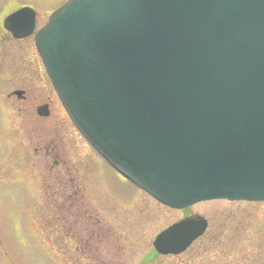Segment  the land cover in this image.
Returning <instances> with one entry per match:
<instances>
[{"label":"water","instance_id":"obj_1","mask_svg":"<svg viewBox=\"0 0 264 264\" xmlns=\"http://www.w3.org/2000/svg\"><path fill=\"white\" fill-rule=\"evenodd\" d=\"M37 44L85 136L157 199L264 200V0H70ZM185 224L160 251L206 227Z\"/></svg>","mask_w":264,"mask_h":264},{"label":"rangeland","instance_id":"obj_2","mask_svg":"<svg viewBox=\"0 0 264 264\" xmlns=\"http://www.w3.org/2000/svg\"><path fill=\"white\" fill-rule=\"evenodd\" d=\"M68 1L0 0V4L4 13L33 4L39 17L47 19ZM45 13L47 16L42 15ZM21 86L27 89L22 98L14 93ZM37 95H41L39 100ZM48 97L51 115L37 116L36 99L43 101ZM29 106L33 109L31 113ZM41 126L46 128L47 135L35 139ZM52 140L67 167L73 170L83 167L87 175L78 178V193L73 200L92 202L95 209L98 243L90 250L91 255L81 252L66 255L64 246L60 245L61 238L45 226L42 200L47 197L45 184L49 179L42 164L43 155L36 148L42 141ZM94 151L59 102L48 74L38 66L34 36L16 39L1 30L0 264H56L30 239L29 227L34 221L37 231L51 245L52 253L69 264H264V202L214 199L185 210L151 204L114 169L103 164L110 173L103 171L100 155ZM28 174L31 179H21ZM27 182L37 190L34 200H30L25 188ZM192 212L210 221L211 233L180 255H160L153 244L155 236Z\"/></svg>","mask_w":264,"mask_h":264},{"label":"flooded vegetation","instance_id":"obj_3","mask_svg":"<svg viewBox=\"0 0 264 264\" xmlns=\"http://www.w3.org/2000/svg\"><path fill=\"white\" fill-rule=\"evenodd\" d=\"M26 5L31 6L35 9L33 4H25V5L20 6L18 8L11 9V12H9V13H4L3 9H1V4H0V35H1V30H5V31H8L9 34L13 38H15L13 36V34L8 29L5 28V20L8 16H10L11 14H13L14 12H16L17 10H19L20 8H22ZM39 14L40 13L36 10V32L38 30H40L49 21V15L47 16L46 15L47 13L42 14L43 16L44 15L47 16V19H42L41 17H39ZM33 36H35V35H33ZM38 66L41 69L43 68V64L41 62L39 55H38ZM27 74H29V73L27 72ZM14 90H15L14 92H16L17 90H22L24 92L27 91V89L25 90L23 86H21L20 88L16 87ZM25 96H26V94L24 93L23 97H25ZM40 96L41 95H37L38 100H39ZM20 98H22V97H20ZM37 99H36V103H34L35 104V111L38 114L37 116L43 117V118L45 117V116H41L38 112V108L41 105H47L49 107L50 112H49V115H47V116H50L51 112H52L51 108H50V98L49 97L44 98L43 101H38ZM29 107H30L29 113L33 112L32 107L31 106H29ZM46 135H47L46 128L44 126H41V128L39 127V130L36 131L34 137H35V139H37L39 136L40 137H46ZM36 151H38V152L41 151V153L43 155L44 159H43L42 164H44V168H45L46 172L48 173L47 178L49 179L47 182V185L45 184V187H48V189H46L47 197L43 198V200H42L43 203L45 204V205H42L43 211L46 213L45 214V217H46L45 221L47 224L45 226H47L48 231H50V229H52L55 233L58 234V237L61 238V244L60 245L64 246L63 248L66 250L65 251L66 255L67 254L71 255L72 254L71 252H73V253H80V252L81 253H88L91 255L90 250L94 249V247L98 243L97 242L98 241V239H97L98 222H97V219L95 217V209H93V203L92 202H88V201L86 202L84 199H80V198H76L75 200H73L74 196L76 197V195L78 193L77 192V186H78L79 182H77V181H79V179H81V177L84 178L85 176H87L83 172V167H81V168L75 167L74 168L75 170H73L70 167H67L68 164H67L66 160L62 159L58 154L59 148H58L57 144L54 142V140H52L51 142H47V141L43 142L42 141L40 146L38 148H36ZM94 153L97 156H99V154L96 151H94ZM99 160H100L99 163L101 164V167L104 164V165L112 168L111 166H109V164L102 157H100ZM101 169L103 171H106L103 167ZM106 172L108 174L110 173V171H106ZM116 174L128 182V180L124 176H122L119 172L116 171ZM103 175L104 174H102V176ZM26 176H28V177H21V179L22 180H26L27 178L31 179L29 174ZM19 179H20V177H19ZM108 180H110V179L108 178ZM31 184H32L31 182H27V186L25 188H27L28 194L30 195V200H32V199L34 200L38 193H37V190L35 188H33V186ZM131 186L134 190H137V192H139V196H144L147 200H149V202L151 204L153 203V204L158 205V206L170 208V207L165 206L162 203L158 202L156 199H154L149 194H147L145 191L141 190L140 188L136 187L135 185L131 184L130 187ZM105 207H108V205H105ZM191 208L192 207H190V209ZM170 209H172V208H170ZM185 209H181V210H185ZM173 210H177V209H173ZM31 211H32L31 216H32L33 221H34L36 219V217L34 214L33 206H31ZM189 217L196 218V217H200V216L197 213L192 212V213H188V214L184 215V218H182V219H186ZM209 228H210V221L208 223V228H207L206 233L203 236H201L199 239L194 241V243L191 246L196 245L202 239H204L205 237H208V235L211 233V231L210 232L208 231ZM37 230L38 229H36L35 221L31 222V226L29 227L30 239L34 242L36 247L40 249L42 254H44L45 256L46 255L47 256H54L55 254L52 253L53 249L51 248V245L49 243L45 242L46 239ZM27 233H28V231H27ZM153 244H154V242H153ZM68 247H69V249H66ZM189 249H190V247H189ZM160 255L176 256V254H169V255L160 254ZM178 255H180V254H178ZM56 257H57L56 264H69V263L63 261L62 259L60 260V258L58 256H56ZM89 260H91V259H89Z\"/></svg>","mask_w":264,"mask_h":264}]
</instances>
